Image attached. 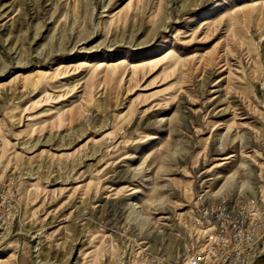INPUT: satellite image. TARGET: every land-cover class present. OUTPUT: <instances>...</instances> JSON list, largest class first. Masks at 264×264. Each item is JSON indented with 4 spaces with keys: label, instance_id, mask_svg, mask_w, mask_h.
<instances>
[{
    "label": "rangeland",
    "instance_id": "obj_1",
    "mask_svg": "<svg viewBox=\"0 0 264 264\" xmlns=\"http://www.w3.org/2000/svg\"><path fill=\"white\" fill-rule=\"evenodd\" d=\"M9 181L0 264L173 260L197 203H264V0H0Z\"/></svg>",
    "mask_w": 264,
    "mask_h": 264
},
{
    "label": "built area",
    "instance_id": "obj_2",
    "mask_svg": "<svg viewBox=\"0 0 264 264\" xmlns=\"http://www.w3.org/2000/svg\"><path fill=\"white\" fill-rule=\"evenodd\" d=\"M11 181L0 194V227L7 228L17 212ZM195 243L175 259L149 253L145 241L132 240L121 264H252L264 252V203L257 196L226 195L196 205Z\"/></svg>",
    "mask_w": 264,
    "mask_h": 264
},
{
    "label": "bare ground",
    "instance_id": "obj_3",
    "mask_svg": "<svg viewBox=\"0 0 264 264\" xmlns=\"http://www.w3.org/2000/svg\"><path fill=\"white\" fill-rule=\"evenodd\" d=\"M257 197H259L261 200H262V196L259 194V196L258 195H256ZM263 201V200H262ZM183 249V248H182Z\"/></svg>",
    "mask_w": 264,
    "mask_h": 264
}]
</instances>
